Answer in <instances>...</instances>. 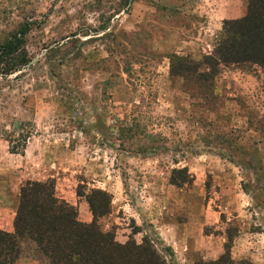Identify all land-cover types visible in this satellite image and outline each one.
Returning a JSON list of instances; mask_svg holds the SVG:
<instances>
[{
  "label": "rangeland",
  "instance_id": "rangeland-1",
  "mask_svg": "<svg viewBox=\"0 0 264 264\" xmlns=\"http://www.w3.org/2000/svg\"><path fill=\"white\" fill-rule=\"evenodd\" d=\"M184 1L0 0V44L31 24L28 65L0 76V218L26 183H51L89 224L102 191L100 229L119 244L148 241L167 264L181 256L157 226L210 220L232 237L230 195L261 230L264 69L218 59L225 21L185 32L206 19L201 0ZM24 136L11 154L8 141L20 149ZM32 256L15 264H40Z\"/></svg>",
  "mask_w": 264,
  "mask_h": 264
},
{
  "label": "trees",
  "instance_id": "trees-1",
  "mask_svg": "<svg viewBox=\"0 0 264 264\" xmlns=\"http://www.w3.org/2000/svg\"><path fill=\"white\" fill-rule=\"evenodd\" d=\"M244 17L224 22L223 41L215 54L222 63H252L264 69V0H247ZM31 31L26 24L0 44V76H9L29 63L25 38ZM29 136L20 149L9 142L11 154H22ZM108 195L95 191L88 200L93 220L81 223L76 210L54 194L51 183H26L20 189L14 219V232L0 230V264H15L24 251L40 264H167L148 242L119 244L114 235L100 229L98 220L110 212ZM230 245L215 262L205 264H251L234 262Z\"/></svg>",
  "mask_w": 264,
  "mask_h": 264
},
{
  "label": "crops",
  "instance_id": "crops-1",
  "mask_svg": "<svg viewBox=\"0 0 264 264\" xmlns=\"http://www.w3.org/2000/svg\"><path fill=\"white\" fill-rule=\"evenodd\" d=\"M188 1L189 0L184 1L186 6L189 3ZM198 3L199 2H194L195 6L197 5L194 12L200 14L199 16L201 17L204 16L206 19L204 24L209 26L206 27L203 24L204 27L201 25L202 27L200 26L201 28H199V30L192 29L189 31L184 28V31H193L192 35L199 33L200 36L202 34L201 30L203 29H207L206 31L208 32L211 31L213 26H219L226 20H237L244 17L248 7L247 0H201L200 3ZM198 8H201V10L198 11ZM183 9L187 10L186 8ZM176 34L180 35L178 32ZM188 39V44L193 46V49L199 48L195 36ZM230 178L231 175H228V179ZM236 196L239 198L237 194ZM229 197L233 202L228 204V212H230L232 220L238 221V230L232 237H230L229 233L227 235L225 227L222 226L224 224L221 223L222 225H220L210 220H193L188 221L186 224L177 222L171 224L160 223L159 226H157L168 246H170L176 254L181 256V264H193L198 261L215 262L225 253L226 243L230 245L229 254L232 261H248L251 264H258L256 260H260L259 264H264V249L260 250V248L264 247L262 245V247H260L259 245V243L264 240V208L257 207L253 210L257 217L256 222L253 221V223H256L255 226L257 228L259 227L261 230L251 229L252 225L247 219V212L239 207L236 197L235 201L232 195ZM232 204H236L234 209L235 211L238 210L239 213L237 215L230 211L229 207ZM17 206L18 205L14 208H2L4 213L11 212V215L10 221L0 218L1 231L13 233V220ZM229 222H231L230 218H228V223ZM206 229L208 230V234L205 233ZM217 230H220V232H217Z\"/></svg>",
  "mask_w": 264,
  "mask_h": 264
}]
</instances>
